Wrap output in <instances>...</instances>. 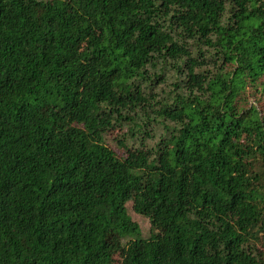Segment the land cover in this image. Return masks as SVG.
<instances>
[{
  "label": "trees",
  "instance_id": "1",
  "mask_svg": "<svg viewBox=\"0 0 264 264\" xmlns=\"http://www.w3.org/2000/svg\"><path fill=\"white\" fill-rule=\"evenodd\" d=\"M0 264H264V0H0Z\"/></svg>",
  "mask_w": 264,
  "mask_h": 264
},
{
  "label": "rangeland",
  "instance_id": "2",
  "mask_svg": "<svg viewBox=\"0 0 264 264\" xmlns=\"http://www.w3.org/2000/svg\"><path fill=\"white\" fill-rule=\"evenodd\" d=\"M127 210L128 214L132 218V220L138 224L140 231H141V236L143 238H148L150 237L152 233V227L151 223L148 218L138 215L134 210H133V204L128 203L127 204ZM117 239V238H116ZM118 240V239H117Z\"/></svg>",
  "mask_w": 264,
  "mask_h": 264
}]
</instances>
